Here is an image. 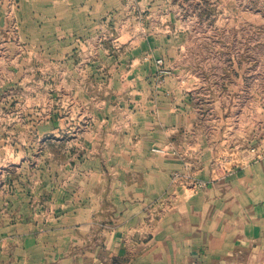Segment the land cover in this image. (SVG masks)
Segmentation results:
<instances>
[{
  "label": "rangeland",
  "instance_id": "rangeland-1",
  "mask_svg": "<svg viewBox=\"0 0 264 264\" xmlns=\"http://www.w3.org/2000/svg\"><path fill=\"white\" fill-rule=\"evenodd\" d=\"M0 3L9 39L0 55L3 192L21 180L65 175L62 166L78 157L64 147L87 125L79 118L89 119L103 99H117L120 107L109 110L123 116L124 101L140 93L169 100L183 123L180 137L152 146L153 155L185 161L194 145H215L226 148L217 162L233 154L235 164L239 153L264 159V0ZM108 70H117L112 91ZM125 70L154 72L124 77ZM130 82L143 90L131 94ZM181 172L172 180L187 191L208 184Z\"/></svg>",
  "mask_w": 264,
  "mask_h": 264
},
{
  "label": "crops",
  "instance_id": "crops-1",
  "mask_svg": "<svg viewBox=\"0 0 264 264\" xmlns=\"http://www.w3.org/2000/svg\"><path fill=\"white\" fill-rule=\"evenodd\" d=\"M6 5L0 55L9 40ZM108 71L112 91L117 70ZM140 94L124 101L123 116L109 110L120 107L117 99H103L89 119L79 118L87 125L77 121L64 147L78 157L62 166L65 175L0 187V264H264V159L239 153L235 164L233 154L217 162L226 148L215 145H194L185 161L153 155L152 146L180 137L183 123L169 100ZM181 171L207 186L187 191L172 180Z\"/></svg>",
  "mask_w": 264,
  "mask_h": 264
}]
</instances>
